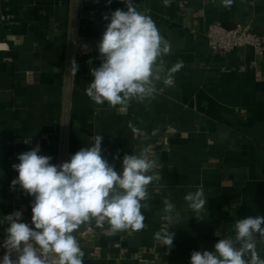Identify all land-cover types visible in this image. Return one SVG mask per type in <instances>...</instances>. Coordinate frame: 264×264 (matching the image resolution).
Listing matches in <instances>:
<instances>
[{
  "label": "crops",
  "instance_id": "0c3cea01",
  "mask_svg": "<svg viewBox=\"0 0 264 264\" xmlns=\"http://www.w3.org/2000/svg\"><path fill=\"white\" fill-rule=\"evenodd\" d=\"M171 42L166 67L183 61L174 83L151 102H133L126 113L96 105L85 95L90 68L98 67L97 45L108 21L103 15L121 0H79L77 38L89 47L76 51L79 69L72 79L66 160L103 135L102 156L119 172L125 154L147 144L159 158L161 180L149 185L150 208L139 232L111 234L108 225L83 226L77 235L83 264H189L192 251L212 250L219 237L232 234L235 221L264 216V52L210 51L208 25L227 29L249 24L264 33V0H134ZM69 0H0V217L19 210L31 220L30 202L17 185L12 165L17 155L40 145L41 155L57 164L65 75ZM92 60V65L88 61ZM30 73V80L26 74ZM131 126L156 136L142 141ZM203 187L207 215L197 221L183 197ZM170 200L184 219L168 225L163 213ZM193 216V217H192ZM175 233L171 251L154 239L163 228ZM6 225H0V233ZM98 249L97 252L94 250ZM264 257V243L257 238Z\"/></svg>",
  "mask_w": 264,
  "mask_h": 264
},
{
  "label": "clouds",
  "instance_id": "9594fccd",
  "mask_svg": "<svg viewBox=\"0 0 264 264\" xmlns=\"http://www.w3.org/2000/svg\"><path fill=\"white\" fill-rule=\"evenodd\" d=\"M121 2L126 11L117 8L102 17L108 23L97 45L100 64L90 68L92 80L84 93L98 106L107 104L126 113L133 102L144 104L162 94L184 65L178 61L166 67L171 42L161 35L150 15L138 10L134 0ZM171 3L163 0L166 7ZM221 3L231 7L233 0ZM78 69L73 58L69 72L75 75ZM161 83L164 87H158ZM130 127L142 141H149L159 131L153 129L149 135ZM102 141L103 135L97 134L90 145L58 164L51 163L53 157L41 155L38 144L17 155L19 163L12 168L18 175L10 187L18 185L32 197L31 220L25 222L19 210L0 217V225L7 226L0 244L5 250L0 264H83L85 253L77 238L83 226L94 223L104 228L107 224L111 234L144 229L142 209L150 208L149 185L161 180L153 145L147 143L138 154H125L118 172L102 156ZM183 199L197 221L203 220L208 202L204 188L188 192ZM163 213L168 225L184 219L170 200ZM169 229L156 232L154 239L171 251L175 233ZM216 235L219 239L213 249L192 251L189 264H264L257 250V238L264 243V216L239 218L232 234Z\"/></svg>",
  "mask_w": 264,
  "mask_h": 264
},
{
  "label": "built area",
  "instance_id": "2783aa9c",
  "mask_svg": "<svg viewBox=\"0 0 264 264\" xmlns=\"http://www.w3.org/2000/svg\"><path fill=\"white\" fill-rule=\"evenodd\" d=\"M205 36L210 51L219 55H226L235 49L246 48L252 49L257 55L264 52V33L255 32L247 23L236 25L231 29H227L219 23H212L208 25ZM88 49L89 47L86 43L81 40H76V51H85ZM7 50V44L0 42V51ZM30 78V73H27L26 80L29 81ZM97 229L100 230L102 228ZM4 235L5 232L2 234L0 233V244H2ZM97 250L98 249H95L94 251L97 252ZM4 251L5 250L0 247V258L4 255Z\"/></svg>",
  "mask_w": 264,
  "mask_h": 264
},
{
  "label": "water",
  "instance_id": "95a60500",
  "mask_svg": "<svg viewBox=\"0 0 264 264\" xmlns=\"http://www.w3.org/2000/svg\"><path fill=\"white\" fill-rule=\"evenodd\" d=\"M79 0H69V19L67 32V46L65 59L64 88L62 98L61 120L59 129V146L57 164L66 160L67 140L69 133L71 98H72V79L73 74L69 72L70 62L75 58V44L77 38Z\"/></svg>",
  "mask_w": 264,
  "mask_h": 264
}]
</instances>
